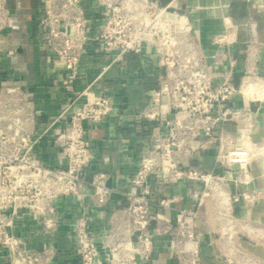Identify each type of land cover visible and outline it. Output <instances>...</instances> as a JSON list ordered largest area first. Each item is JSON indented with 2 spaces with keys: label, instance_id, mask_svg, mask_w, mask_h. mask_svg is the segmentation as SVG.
<instances>
[{
  "label": "built area",
  "instance_id": "2783aa9c",
  "mask_svg": "<svg viewBox=\"0 0 264 264\" xmlns=\"http://www.w3.org/2000/svg\"><path fill=\"white\" fill-rule=\"evenodd\" d=\"M98 1V20L87 0H43L33 16L49 62L64 70L58 80L69 97L48 124H38L43 106L36 90L0 67V252L7 264L52 263L57 249L47 242L31 246L16 231L17 220L31 216L45 232H53L62 222V198L75 200L81 209L74 222L80 264H152L158 236L168 237L171 264H264V258L238 240L239 231L259 225L235 211L239 202H252L261 193L242 185L251 181L249 165L264 160V142L251 137L257 123L251 102L264 97H249L244 86L248 79L264 83V77L250 71L241 86L231 74L216 84L215 68L204 59L189 14L172 2ZM13 28L8 1L0 0V64L14 52L8 43ZM92 42L113 61L153 46L165 71L142 110L144 118L158 122L150 132L152 142L138 155L128 186L120 191L122 202L101 234L92 226L87 199L104 207L118 190L108 183L109 171L88 176L94 158L88 134L113 112L114 102L107 91L91 84L75 87ZM236 62L231 60L232 65ZM237 96H242V103ZM226 123L235 124L240 138ZM47 136L57 152L56 165L39 156ZM245 140L250 147L243 150ZM212 147L218 148L221 171L194 163ZM183 181L192 182L190 205H175L183 199L180 193H157L163 182ZM164 209H175L174 217ZM202 225L209 240L220 242L218 262L205 256Z\"/></svg>",
  "mask_w": 264,
  "mask_h": 264
},
{
  "label": "crops",
  "instance_id": "0c3cea01",
  "mask_svg": "<svg viewBox=\"0 0 264 264\" xmlns=\"http://www.w3.org/2000/svg\"><path fill=\"white\" fill-rule=\"evenodd\" d=\"M12 13L11 37L9 47L13 49L10 58L2 60L0 67L14 77L24 79L36 90L39 102L43 106V115L38 124H48L59 112L61 104L69 100L62 92L58 78L63 68L49 62V51L42 44L40 33L33 16L40 11L43 0H7ZM91 6L93 19L98 20L102 6L98 0H87ZM161 4L171 3L186 11L193 28L199 35L200 47L204 59L215 68V83L226 75L232 77L237 86L244 82L246 74L255 71L264 77V0H157ZM97 24V23H96ZM94 29H97L94 27ZM98 43L92 42L82 60L83 76L76 82V89L91 84L95 90H105L114 102L113 112L92 128L88 134L94 154L88 167V176L99 170L109 171L108 183L117 188L107 206H98L90 198L87 206L92 215V226L97 233L108 229L110 213L123 196L121 190L128 186L132 172L137 166L140 152L150 146V132L154 124L142 116V110L151 100V92L158 88L159 79L164 76V68L159 65L156 48L145 45L142 53L127 52L119 60L97 49ZM236 59L235 65L231 60ZM242 103V96H237ZM252 109L257 112V123L251 137L254 141L264 142V100L252 101ZM237 139L240 133L234 123H226ZM218 148L206 149L196 156L195 164L207 170H222L217 162ZM39 156L49 165H56L57 152L50 137L42 139ZM264 160H256L249 165L251 181L243 184V189H255L261 193L252 202H239L236 213L246 218L255 228L242 230L238 234L239 242L252 254L264 258ZM234 188V183H231ZM192 182L157 186L158 194L180 193L183 197L175 205H190ZM62 213V222L53 232H45L41 225L26 216L17 220L16 231L31 246L44 242L52 244L57 254L51 264H80L74 237V222L80 207L71 198H62L58 202ZM174 217L175 209H164ZM203 246L206 258L215 263L219 261L217 240H209L206 227ZM168 237L158 236L155 240L154 261L152 264H171L168 249ZM209 242H212L209 243ZM216 244V245H214ZM0 264H7L0 252Z\"/></svg>",
  "mask_w": 264,
  "mask_h": 264
},
{
  "label": "bare ground",
  "instance_id": "6f19581e",
  "mask_svg": "<svg viewBox=\"0 0 264 264\" xmlns=\"http://www.w3.org/2000/svg\"><path fill=\"white\" fill-rule=\"evenodd\" d=\"M244 92L249 96V97H260L263 98L264 97V83L262 82H257L255 80L252 79H248L245 83L244 86ZM250 147V142L249 140H245L244 143V147H242L241 149H247ZM240 149V148H238ZM244 163H242V168L244 167ZM251 180V179H249ZM250 183V181H249Z\"/></svg>",
  "mask_w": 264,
  "mask_h": 264
},
{
  "label": "rangeland",
  "instance_id": "374dc122",
  "mask_svg": "<svg viewBox=\"0 0 264 264\" xmlns=\"http://www.w3.org/2000/svg\"><path fill=\"white\" fill-rule=\"evenodd\" d=\"M229 182H230V187H231V183H233V181H229ZM212 218H213V216H212ZM233 228H234V230L239 231L237 228H235V227H233ZM240 232H243V231H239L238 234H240Z\"/></svg>",
  "mask_w": 264,
  "mask_h": 264
}]
</instances>
